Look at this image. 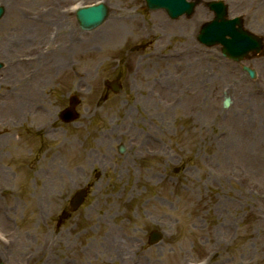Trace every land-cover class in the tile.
Returning a JSON list of instances; mask_svg holds the SVG:
<instances>
[{
    "label": "rangeland",
    "instance_id": "1",
    "mask_svg": "<svg viewBox=\"0 0 264 264\" xmlns=\"http://www.w3.org/2000/svg\"><path fill=\"white\" fill-rule=\"evenodd\" d=\"M58 1L66 4L60 23L75 34L69 41L64 38L70 61L57 80L50 67L60 39L15 21L17 14L25 18L45 8L48 0H0L5 8L0 20V210L5 212L0 215V264H42L30 255L47 241H53L47 250L49 264H264V51L261 58L243 63L256 72L250 80L240 65L221 56L219 47L197 43L200 26L212 18L205 6L212 0H201L191 17L175 21L164 11H146L143 0ZM100 1L109 9L107 20L122 10L144 26L152 15L161 16L165 36L157 48L160 55L182 51V44L195 49L178 62L154 61L148 56L151 43L134 38L135 30L129 42H113L120 44L117 49L95 44L88 50V39L107 20L94 31L82 32L71 9ZM253 14L264 27V7ZM22 55L34 58V82L23 90H38L39 105L53 113L62 92L81 98L76 123L68 129L62 125L64 132L55 125L57 133L33 141L34 160L31 143L13 134L15 141H10L5 133L19 111L30 107L29 95L24 105L17 104L27 72L17 62ZM201 56L208 73L200 78L204 80L198 91L180 73L182 60ZM145 63L140 71L138 64ZM156 75L172 94L170 105L165 91L151 87ZM114 79L121 91L113 96L116 101L101 104L98 116L107 118L99 117V127L92 128L97 121L89 123L93 120L88 112L96 101L92 93L103 89L104 80ZM131 91L143 96L134 102ZM156 98L158 110L152 102ZM119 100L126 102L135 121L120 119ZM139 144L147 153L138 154ZM119 145L126 148L123 154L117 152ZM148 150L158 151V156ZM86 183L91 186L86 202L58 225L66 199ZM152 231H159L162 239L149 246ZM112 240L120 241L125 253L121 260H113Z\"/></svg>",
    "mask_w": 264,
    "mask_h": 264
},
{
    "label": "bare ground",
    "instance_id": "2",
    "mask_svg": "<svg viewBox=\"0 0 264 264\" xmlns=\"http://www.w3.org/2000/svg\"><path fill=\"white\" fill-rule=\"evenodd\" d=\"M64 5L65 4L62 1L48 0V6L47 7L44 6L45 8H43L41 10L30 11L29 15L35 16L36 18H30L28 16H26L24 18L19 14H17L15 16V17L18 16L17 18H15V21L18 23L20 22V26L26 25V24L27 25H33L36 28H40L41 29L40 31L43 33L44 32L55 33L54 38L58 37L60 39L61 44L59 43L60 45H58V47L55 48V52H52L55 58H54L53 64H51V67H50L51 71L56 76H58L60 73H62L64 70H66L65 64L67 65V61H70L68 59V57L70 55V53H68L69 50L65 51L67 42H64V38L65 39L67 38L69 41L70 39H72L74 37V34H75L74 32H72L74 29L71 28L72 30H70L69 28H66L65 25L60 23L61 22L60 20L62 19L61 17H63V16L66 17L65 14L63 15L60 12V11H63ZM56 8H58V9H56ZM198 14H202V10H198ZM50 16H51V18H50ZM147 22H148V24L145 26L143 24L139 25V20L136 19L135 16H131V15L128 16L124 10H122L119 13L115 12L114 16L107 20V23L102 28V30L98 31V33H94L93 36H91V38L88 39V42L86 44H87V46H90V47H87V48H88V50H91V48L93 49L95 47V44L96 45L101 44L106 49L116 48L117 45H114L115 43H113V42H115V40L119 39V41L125 40V41L129 42L130 39L128 37L131 36L130 33L132 31L136 30L134 38L145 39L148 41V43H151L150 46L148 47L151 49V53H149L148 56H151L154 59V61H157L160 59L161 61L166 60L167 62H173V61L178 62L180 60V57H184V56L186 57L185 53L190 55L191 49H193V48L195 49V47L190 45V43H189V46L182 44V46L184 47V50L180 51L177 49L178 51L170 52V54L160 55V54H162V52L158 51L157 48L159 46L164 45V42H163L164 36H165V34H164L165 27L163 25L164 21L161 18V16L155 14V15H152L147 20ZM19 36L21 38H23L21 33ZM61 36L63 37V39H61ZM116 42H118V41H116ZM148 59H150V58L148 57ZM21 61H24V60H21ZM40 61H41V58H40ZM206 61L207 60L203 59L202 56H201V58H199L197 60L195 58L193 60H186V61L182 60L184 69L182 70L183 73H182V71L180 73V75H181L180 78L182 77L183 80L186 81L187 84H189V86L196 87V89L199 88L198 91H200V87L203 86V84L201 82H203V80H204V79L201 80L200 78L206 76L208 73V65H206ZM153 63H155V62H153ZM148 64L149 63L138 64L140 71H141L142 66L145 67ZM211 64H213L216 68L217 61L212 60ZM59 65H62L63 68L59 67ZM175 67H177V66H175ZM60 68H62V69H60ZM187 70H189V72ZM156 76L157 77L152 80L153 85L151 87L153 89H156V90L159 88L161 91L164 92V90H166V89L164 87V84L162 83L163 78L161 75H156ZM180 78H178L177 80L180 81ZM197 79H199V80H197ZM170 81H171V79H169V80L167 79L168 83H171ZM197 81H199V82H197ZM167 85L168 84H166V86ZM148 86H150L149 83H148ZM187 88H189V87H187ZM1 89H3V86L0 88V90ZM199 95H200V93H199ZM165 96H167V98H169V105H170V103L172 102L171 99L173 98L172 94L170 92L165 91ZM165 96H164V94L162 95V100H163V106L162 107H163V109H165V107H166L164 104ZM197 97H198V94L195 93L193 98L195 100H197ZM152 102L155 105V109L158 110L157 98L155 100L153 99ZM17 104L18 105L21 104L19 100H17ZM13 113H14V111H13ZM155 117H156V113L152 115L153 119ZM15 129H16L15 126H12L11 128L5 129L6 138L8 140L15 141V138L12 137V134L14 135ZM149 141H151L150 138H149ZM142 147L143 146L140 145L139 148L141 149ZM143 151L145 153H147L146 148ZM153 154L155 156H158V152H153ZM49 162H50V160H49ZM0 177H1V174H0ZM0 208H1V206H0ZM40 211H41V209H40ZM41 213H42V211H41ZM4 214H5V212L3 213V211L0 210V215L4 216ZM52 244H53V241L50 243L48 241L45 242L40 249L35 251L36 252L35 255H30V256L34 258V261L42 260V264H49V262H50L49 256L50 255L48 254L47 250H48V248H52ZM45 247H46V249H45ZM121 248H122V246L120 244V241H118V242L116 240L111 241L112 254L113 255L116 254V258H114L113 260H118V259L124 257L125 253L122 250L123 248L122 249ZM214 254L217 256L221 255L219 252H214ZM30 256L27 257V255L26 256L23 255L24 259H26V260H28L30 258ZM117 256H118V258H117ZM122 263H124V262H122Z\"/></svg>",
    "mask_w": 264,
    "mask_h": 264
},
{
    "label": "water",
    "instance_id": "3",
    "mask_svg": "<svg viewBox=\"0 0 264 264\" xmlns=\"http://www.w3.org/2000/svg\"><path fill=\"white\" fill-rule=\"evenodd\" d=\"M149 9L162 8L166 10L171 18H177L182 14L191 15L197 3H186L184 0H146ZM210 10L214 12V19L203 25L197 37L201 44L208 47L220 44L221 53L224 57L239 62L247 56L249 52H260L261 45L259 40L243 32L238 19L227 20L225 6L221 2H211L208 4ZM3 9L0 8V17ZM107 10L103 6L81 9L76 13V19L80 27L84 30H91L99 26L106 18ZM238 26V27H237ZM229 36L230 39H226ZM250 78H254V72L249 68L243 67ZM228 101L224 102L226 107ZM70 117L71 114H68ZM80 195V194H79ZM78 195V196H79ZM160 236L153 233L150 243H155Z\"/></svg>",
    "mask_w": 264,
    "mask_h": 264
},
{
    "label": "flooded vegetation",
    "instance_id": "4",
    "mask_svg": "<svg viewBox=\"0 0 264 264\" xmlns=\"http://www.w3.org/2000/svg\"><path fill=\"white\" fill-rule=\"evenodd\" d=\"M230 3L231 5H233L232 1ZM261 7H264V2L260 0H241L239 2L237 8L239 9V12L242 14L243 25L246 29H249L250 31L260 32L259 30L263 26H260L258 24L259 22L257 19L258 15H254L253 12L256 13V10ZM19 97H22V95H19ZM109 97L110 95L107 91H100L98 94V98L100 99V101L98 103L108 101ZM98 103L93 107L91 111V117L96 115V110L99 107ZM37 106H39V104ZM34 108L38 112L40 107H34ZM68 158L69 160L71 159L70 155H68ZM83 171L84 170L82 169V172Z\"/></svg>",
    "mask_w": 264,
    "mask_h": 264
}]
</instances>
